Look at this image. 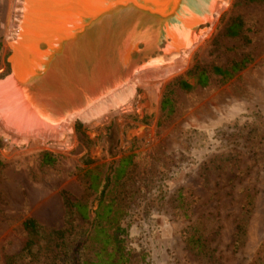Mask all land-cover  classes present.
Returning <instances> with one entry per match:
<instances>
[{"label":"rangeland","instance_id":"rangeland-1","mask_svg":"<svg viewBox=\"0 0 264 264\" xmlns=\"http://www.w3.org/2000/svg\"><path fill=\"white\" fill-rule=\"evenodd\" d=\"M21 6L22 0H0V75L8 65L0 84L16 75L6 46L19 32ZM216 6L204 25L209 34L180 70L144 76L130 93L115 95L61 132L27 138L0 120V264L26 243V220L36 224L40 246L13 264L47 257L49 238L54 242L49 231L63 232L60 248L52 250L57 264L90 261L97 246L63 197L95 209L99 193L87 189L89 178L108 179L126 157L123 176L109 180L103 192L104 203L112 201L119 213L115 237L123 264H264V0ZM233 20L241 30L225 36ZM154 58L151 52L137 64ZM85 62L74 72L79 79L93 63L88 55ZM42 66L36 73L43 83ZM60 76L67 93L74 86ZM162 99L169 103L161 110ZM44 155L50 165L42 163Z\"/></svg>","mask_w":264,"mask_h":264},{"label":"bare ground","instance_id":"bare-ground-1","mask_svg":"<svg viewBox=\"0 0 264 264\" xmlns=\"http://www.w3.org/2000/svg\"><path fill=\"white\" fill-rule=\"evenodd\" d=\"M222 1L186 0L182 4L177 0L171 21L152 20L155 25L142 33L129 28L121 37H115L116 44L110 46L102 32L111 27V22L93 17L97 14L95 10L102 8L88 9V0H22L19 32L10 40V58L16 75L0 84V120L10 123L14 130H22L27 138L37 134L43 137L46 131L57 133L76 119L89 118L115 95L130 93L146 75L180 70L194 44L209 34L204 25L214 18L218 11L216 4ZM105 18L110 21V17ZM32 19L36 27L29 25ZM161 41L164 44L159 49L155 43ZM40 44L45 46L43 52L35 48ZM138 46L140 56L131 60ZM151 52L156 58L149 64H137ZM87 55L93 63L79 79L74 72L85 66ZM39 62L45 68L41 71L43 83L36 73ZM61 73L74 86L67 93L62 89ZM28 77L32 79L25 86ZM21 100L24 104L19 107ZM13 106L20 113L13 111L16 107L10 110ZM12 132L7 129L4 134L13 139Z\"/></svg>","mask_w":264,"mask_h":264},{"label":"trees","instance_id":"trees-1","mask_svg":"<svg viewBox=\"0 0 264 264\" xmlns=\"http://www.w3.org/2000/svg\"><path fill=\"white\" fill-rule=\"evenodd\" d=\"M241 30V26L237 20H233L227 25L225 29V36L233 37L237 36ZM7 71L2 74L3 76L8 73V65L5 64ZM237 70V69H236ZM212 73L215 75L222 76L224 74L223 71L219 69H212ZM0 75V77H2ZM202 79H199L198 85L204 86V77L201 76ZM201 80V81H200ZM184 90H189V85H183ZM169 103L167 99H162L160 103V109H164L166 105ZM43 156L42 163L45 165H50L49 160H45ZM130 164V157L122 158L116 169L113 170L112 175L107 179L104 177L102 180L97 177H90L88 181V190L96 193H99V198L97 201V205L95 209H91L85 204L79 202H72L67 199V197H63V202L66 207V210L69 214H76L81 221L85 223V236L88 242L91 244H95L97 246V251L93 254V257L90 261H79L78 259L72 258L70 264H123L125 259L123 254L121 253L120 240H116L115 233L118 231V211L113 210L112 201L104 203L103 192L107 186V182L109 180H113L117 182L124 174L125 169ZM103 223V225H102ZM23 228L27 231L28 239L24 244L23 248L14 257H10L6 259V264H13L15 259L22 258L24 253L28 254L30 252L31 247L40 246L34 239V237L38 235V228L33 220H26L23 223ZM110 230H114L109 233ZM62 231H49L47 237L53 236V239L50 240L47 247L44 251H47L49 255L47 257H39L37 259L36 264H57L59 263L56 257V252H52V250H56L60 248L61 245H58L56 241L58 238H62ZM54 243V244H52ZM108 250V251H107ZM76 252V251H75ZM78 253V252H76Z\"/></svg>","mask_w":264,"mask_h":264},{"label":"water","instance_id":"water-1","mask_svg":"<svg viewBox=\"0 0 264 264\" xmlns=\"http://www.w3.org/2000/svg\"><path fill=\"white\" fill-rule=\"evenodd\" d=\"M176 1L177 0H88L87 8H91L93 10L96 8H102L100 11L95 10V12H97L95 16L92 15L91 12H89L90 14L88 15H92L93 17H104L103 21L111 22V27L107 26L106 29L103 30L102 34L104 39L108 40L110 46H112L116 44V41H114L116 40L115 37H121L120 35L126 33L129 28H134L135 32L142 33L143 31L151 29V27L155 25L152 20H157L159 22H163L164 20L171 21L170 18L173 17V7ZM178 1L182 4L186 2V0ZM80 10L81 8L79 11ZM105 17H110V21H107L108 18L106 19ZM165 23H167V21H165ZM30 24L34 25L33 19L29 25ZM90 29H93V27L91 26ZM26 30H28V28ZM110 37L112 38V41ZM104 39L103 41H105ZM155 44L159 49H162L164 41H161L159 44ZM6 48L8 59L12 52L9 46H6ZM35 48L39 52L44 51V49H40V46ZM140 50L141 47L138 46L137 51L133 52L134 54L132 55L133 58L131 57V60L140 56Z\"/></svg>","mask_w":264,"mask_h":264}]
</instances>
